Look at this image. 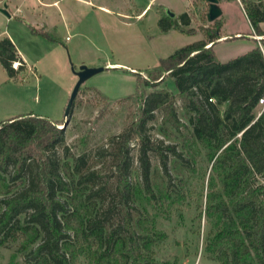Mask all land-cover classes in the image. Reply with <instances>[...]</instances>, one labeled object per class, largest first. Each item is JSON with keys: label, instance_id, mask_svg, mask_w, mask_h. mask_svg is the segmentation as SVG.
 Wrapping results in <instances>:
<instances>
[{"label": "trees", "instance_id": "obj_1", "mask_svg": "<svg viewBox=\"0 0 264 264\" xmlns=\"http://www.w3.org/2000/svg\"><path fill=\"white\" fill-rule=\"evenodd\" d=\"M240 1L253 33L261 36L263 50L255 46L221 62L213 49L221 37V17L198 28L181 29L187 34L198 31L202 38L160 58L145 75L135 74V91L126 97L139 101L135 120L111 138L106 151L115 170L112 184L100 181L98 173L85 165L84 155L77 157L72 167L58 157L59 146L69 155L59 121L25 113L0 122V245L21 236L17 252L28 264H74L69 224L82 212L80 221L85 220L89 229L86 237L99 240V246L104 247L93 251V264H100V257L115 250L126 254V263L133 255L134 264L143 256L149 264L153 252L144 240V249L139 248L142 235L137 229L143 219L135 203L137 191L128 181L130 141L137 139V158L151 196L155 194L151 156L163 172L158 189L161 196L168 194L172 184L170 160L175 172L191 165L174 143L151 138L148 124L160 111L162 125L176 131L188 129L211 162L205 211L216 222L215 230L208 234L206 250L218 264H264V107L258 105L264 96V0ZM177 19L183 26L191 21L187 12ZM158 26L161 31L179 29L168 15L158 20ZM29 28L35 35L56 40L43 28ZM14 63L18 65L14 67ZM0 64L11 78L26 69L8 37L0 39ZM167 77L172 79L176 94L158 88ZM178 99L188 123L179 116ZM73 105L74 101L66 117ZM22 177L25 186L11 193V182ZM67 191L71 196L80 193L77 202L70 201L74 204L71 211L69 202L58 196Z\"/></svg>", "mask_w": 264, "mask_h": 264}, {"label": "rangeland", "instance_id": "obj_2", "mask_svg": "<svg viewBox=\"0 0 264 264\" xmlns=\"http://www.w3.org/2000/svg\"><path fill=\"white\" fill-rule=\"evenodd\" d=\"M147 2H150L149 7L142 11ZM191 3L192 8L187 12L191 20L188 26L181 25L178 16H174L179 29L161 31L156 11L161 16L167 15L166 9L178 12L188 6L187 0H7L6 10L13 18L9 19L0 11V35H10L14 39L16 48L25 57L26 69L11 78L0 64V122L25 113L59 121L58 127L66 122L64 145L69 155L66 156L63 146H59L56 148L58 157L72 167L75 159L84 155L85 165L98 173L100 181L112 184L115 170L106 151L110 150L111 138L135 120L139 101L126 98L135 91L134 71L145 75L160 58L200 38L181 32V29L211 23L206 18L208 1L191 0ZM3 6L0 0V8ZM225 12L222 33L231 35L229 40L221 41L215 47L221 62L245 53L253 42L249 21L240 7L231 2ZM29 25L43 28L56 40L31 33ZM235 32L239 34L234 35ZM109 63L127 69L112 68ZM82 66L109 67L91 75L80 85L71 114L65 117L64 111ZM146 88L147 91L150 89ZM158 88L177 93L168 77ZM177 105L179 116L188 123L179 99ZM160 114L157 111L156 120L148 124L151 138L174 143L191 165L175 172L170 160L172 184L168 194L161 196L158 189L163 172L156 157L151 156V186L155 193L151 196L146 192L137 158V139L130 141L128 181L137 191L139 199L135 203L143 219L142 226L137 229L142 235L138 238L139 248L144 249L141 242L144 240L152 250L149 264H218L213 254L206 250L208 234L215 230L216 222L205 211L211 162L188 129L176 131L169 125H162ZM155 170L156 174H153ZM258 180L263 181L261 177ZM25 184V177L11 182V193ZM71 195L69 191L58 193L62 200L69 202L70 211L74 205L70 201L77 202L80 193ZM82 215V212L74 215L69 224L68 232L76 252L74 264H93V251H103L104 247L99 246V240L86 237L89 229L85 220L80 221ZM22 241V237L17 236L0 245V264H9V261L28 264L17 252ZM125 256L124 252L115 250L100 257L98 263L134 264L133 255L127 263ZM146 258L138 257L137 264H146Z\"/></svg>", "mask_w": 264, "mask_h": 264}, {"label": "crops", "instance_id": "obj_3", "mask_svg": "<svg viewBox=\"0 0 264 264\" xmlns=\"http://www.w3.org/2000/svg\"><path fill=\"white\" fill-rule=\"evenodd\" d=\"M1 1H3V3H4V6L6 7V9H7V7H8V5H7V0H1ZM231 2H234L235 4H237L239 7H240V9L244 12V15L246 16V14H245V11H244V9H243V6H242V4H241V1L240 0H218V6L220 7V9H221V12H222V14H221V16H222V18H223V27H224V25H225V16H226V12H225V7H227ZM149 5H150V2H147L146 3V5H145V8L142 10V11H144L145 9H147L148 7H149ZM187 5L188 6H185L184 8H181L178 12H174V11H172L171 9H170V11L171 12H173L174 14H175V16L177 17V16H179L181 13H183V12H188L189 10H191V8H192V3H191V0H187ZM167 10H169V9H166V11ZM156 13H157V21L162 17L161 15H160V13H159V11H156ZM14 16H18V15H15L14 14ZM9 19L10 18H13V16L12 15H10V17H8ZM246 18H247V16H246ZM249 21V20H248ZM264 23V22H263ZM250 24V23H249ZM29 26H31V25H29ZM33 27V26H32ZM223 27H222V29H223ZM250 28H251V36H252V39H253V42H252V44L249 46V48H248V50H250V49H252L253 47H255V46H260L261 47V43H260V37H258V36H256L254 33H253V29H252V27H251V25H250ZM261 28H262V23H261ZM222 29H221V37L218 39V41L213 45V49H214V51H215V47L221 42V41H224V40H226V38H229L230 37V35L231 34H228V33H222ZM262 29H264V28H262ZM239 34V32H235L234 33V35H238ZM200 36V38L199 39H201L202 38V36H201V33L200 32H196L195 34H194V36ZM248 35H249V33H248ZM9 36V37H8ZM8 36H5V37H8L13 43H14V39L10 36V35H8ZM3 38V36H1L0 35V38ZM198 39V40H199ZM15 45V44H14ZM17 49V48H16ZM247 50V51H248ZM246 51V52H247ZM17 52H18V54H19V56L22 58V60L25 62V57L20 53V51L17 49ZM215 53H216V51H215ZM217 56V55H216ZM217 59H218V57H217ZM219 60V59H218ZM220 61V60H219ZM110 64H114V63H109L108 65L110 66Z\"/></svg>", "mask_w": 264, "mask_h": 264}, {"label": "water", "instance_id": "obj_4", "mask_svg": "<svg viewBox=\"0 0 264 264\" xmlns=\"http://www.w3.org/2000/svg\"><path fill=\"white\" fill-rule=\"evenodd\" d=\"M208 1V4H209V7H208V11H207V14H206V18L209 22H213L215 19L219 18L222 14L221 12V9L220 7L218 6V0H207ZM0 11L3 12L7 17H10V14L7 12L6 10V7L3 6L0 8ZM166 14L170 17H174L175 14L169 10L166 11ZM109 67V66H107ZM107 67H97V68H88V67H85V66H82L80 71L77 72V76H78V79L73 87V90L70 94V97L68 99V103L66 105V108H65V111H64V116L66 117L69 113V110H70V107L72 105V102L74 101L76 95H77V92H78V89L80 87V85L88 78L90 77L91 75L97 73V72H100L102 71L103 69L107 68ZM134 73H138V72H135ZM66 126V122H64L63 126L61 128H65Z\"/></svg>", "mask_w": 264, "mask_h": 264}, {"label": "built area", "instance_id": "obj_5", "mask_svg": "<svg viewBox=\"0 0 264 264\" xmlns=\"http://www.w3.org/2000/svg\"><path fill=\"white\" fill-rule=\"evenodd\" d=\"M262 50H263V49H262ZM263 54H264V51H263ZM14 64H15V63H14ZM15 67H16V65H15ZM258 105H259L260 108L264 107V96L261 97V98L259 99V101H258ZM259 112H260V111H259Z\"/></svg>", "mask_w": 264, "mask_h": 264}, {"label": "bare ground", "instance_id": "obj_6", "mask_svg": "<svg viewBox=\"0 0 264 264\" xmlns=\"http://www.w3.org/2000/svg\"><path fill=\"white\" fill-rule=\"evenodd\" d=\"M17 64V63H16ZM112 68H126L127 69V67H125V66H121V65H118V64H111L110 65Z\"/></svg>", "mask_w": 264, "mask_h": 264}]
</instances>
